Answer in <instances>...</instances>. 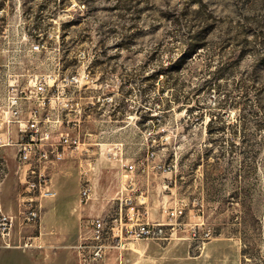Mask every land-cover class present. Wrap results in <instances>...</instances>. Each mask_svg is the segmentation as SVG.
I'll use <instances>...</instances> for the list:
<instances>
[{
    "label": "rangeland",
    "instance_id": "rangeland-1",
    "mask_svg": "<svg viewBox=\"0 0 264 264\" xmlns=\"http://www.w3.org/2000/svg\"><path fill=\"white\" fill-rule=\"evenodd\" d=\"M10 82L44 83L43 115L81 145L52 168L41 220L19 228L36 247L0 246V264H264V0H0V98ZM127 195L158 221L188 206L162 238L82 262L79 218L111 220Z\"/></svg>",
    "mask_w": 264,
    "mask_h": 264
},
{
    "label": "built area",
    "instance_id": "built-area-1",
    "mask_svg": "<svg viewBox=\"0 0 264 264\" xmlns=\"http://www.w3.org/2000/svg\"><path fill=\"white\" fill-rule=\"evenodd\" d=\"M46 94L44 83L26 92L10 82L0 98V246L5 249L31 250L36 247L33 236L21 238L19 228L41 220L42 202L58 195L52 182V168L80 149L79 137L68 131L54 132L52 123L62 122L59 115L53 120L49 114L43 115L49 103ZM8 147L14 149L20 184L14 197L17 203L15 211L6 210L2 197L3 183L10 170L4 154ZM93 162V159L88 160L89 165ZM123 166L129 173L135 171L134 164L124 163ZM157 167L171 170L162 165ZM82 176L79 199L81 204H85L93 198L94 186L89 170H83ZM147 198L137 197V201L128 195L121 198L118 212L115 217L111 215V220L101 215H82L79 218V243L76 245L79 259L82 262L99 260L108 248L129 247L130 242L123 240L160 239L165 226H175L188 206L186 200H181L179 205L163 211L167 221H158L151 217Z\"/></svg>",
    "mask_w": 264,
    "mask_h": 264
},
{
    "label": "trees",
    "instance_id": "trees-1",
    "mask_svg": "<svg viewBox=\"0 0 264 264\" xmlns=\"http://www.w3.org/2000/svg\"><path fill=\"white\" fill-rule=\"evenodd\" d=\"M195 48H197V46H195Z\"/></svg>",
    "mask_w": 264,
    "mask_h": 264
}]
</instances>
